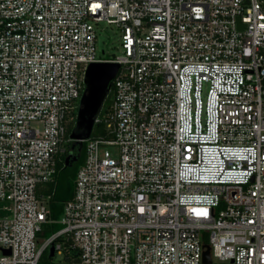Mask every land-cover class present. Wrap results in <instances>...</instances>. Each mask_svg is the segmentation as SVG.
<instances>
[{
	"label": "built area",
	"instance_id": "1",
	"mask_svg": "<svg viewBox=\"0 0 264 264\" xmlns=\"http://www.w3.org/2000/svg\"><path fill=\"white\" fill-rule=\"evenodd\" d=\"M100 21L119 55L96 56ZM103 61L107 136L82 140L53 218L42 185ZM50 246L59 263L264 264V0H0V264Z\"/></svg>",
	"mask_w": 264,
	"mask_h": 264
},
{
	"label": "water",
	"instance_id": "2",
	"mask_svg": "<svg viewBox=\"0 0 264 264\" xmlns=\"http://www.w3.org/2000/svg\"><path fill=\"white\" fill-rule=\"evenodd\" d=\"M119 65L112 62H92L88 65L84 78V92L79 101L75 126L70 131V137L73 139L70 148L67 150L70 156L72 149L82 148V140L87 139L91 135L94 125V119L100 112L104 101L109 93L111 80L118 71ZM203 261L210 262L209 246L204 245ZM8 253V250L5 251ZM48 258L54 256V248L50 246L47 251ZM55 264H71V263H55Z\"/></svg>",
	"mask_w": 264,
	"mask_h": 264
},
{
	"label": "trees",
	"instance_id": "3",
	"mask_svg": "<svg viewBox=\"0 0 264 264\" xmlns=\"http://www.w3.org/2000/svg\"><path fill=\"white\" fill-rule=\"evenodd\" d=\"M110 101L109 95L106 97L104 104L101 108V111H106L108 104ZM71 131L69 127V132ZM91 137H106L107 133L105 132L104 125L102 123H95L93 125L92 131H91ZM66 154V153H65ZM61 157V160L58 163V172H62L63 170H69V174L65 176L63 182H62V188L59 189V182L57 180H54V182H50L47 184L42 185V192L46 195H50L49 200V207L51 210L50 216L53 218L59 217L61 211H62V204L64 201L68 200L72 197L73 194V188H74V178L76 174V170L78 167L82 164L84 160V143H82V151L80 159L77 163L72 164L70 166L64 164V156ZM61 228L60 224H44L43 226V235H47L48 237L52 232L58 230ZM46 252H43L40 256V260H42L43 264H51L50 258L45 255Z\"/></svg>",
	"mask_w": 264,
	"mask_h": 264
},
{
	"label": "rangeland",
	"instance_id": "4",
	"mask_svg": "<svg viewBox=\"0 0 264 264\" xmlns=\"http://www.w3.org/2000/svg\"><path fill=\"white\" fill-rule=\"evenodd\" d=\"M94 24V23H93ZM96 29V56L101 58H112L119 55L121 52L120 47V29L114 24H108L105 21H100L95 24ZM77 114V111H76ZM76 115L69 126L72 129L75 126ZM70 172L69 170H63L62 172H57L55 180L59 182V189L62 188V182L66 175ZM47 235L43 236L46 237ZM47 256V252L45 253ZM64 259L63 254H55L51 259L50 263L55 264ZM40 263L44 262L40 260ZM74 264H81L79 261H75Z\"/></svg>",
	"mask_w": 264,
	"mask_h": 264
},
{
	"label": "flooded vegetation",
	"instance_id": "5",
	"mask_svg": "<svg viewBox=\"0 0 264 264\" xmlns=\"http://www.w3.org/2000/svg\"><path fill=\"white\" fill-rule=\"evenodd\" d=\"M69 148H70V145L68 146L67 150ZM81 151H82V148L78 149L77 147H74L72 149L70 156L65 160V158L68 156V152H66V154L64 156V164L70 166L72 164L77 163L78 160L80 159Z\"/></svg>",
	"mask_w": 264,
	"mask_h": 264
}]
</instances>
